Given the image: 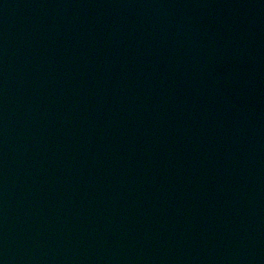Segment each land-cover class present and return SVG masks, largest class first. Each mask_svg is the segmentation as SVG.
<instances>
[{"label": "water", "instance_id": "water-1", "mask_svg": "<svg viewBox=\"0 0 264 264\" xmlns=\"http://www.w3.org/2000/svg\"><path fill=\"white\" fill-rule=\"evenodd\" d=\"M0 264H264V0H0Z\"/></svg>", "mask_w": 264, "mask_h": 264}]
</instances>
